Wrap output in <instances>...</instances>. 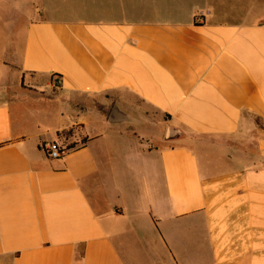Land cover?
Returning a JSON list of instances; mask_svg holds the SVG:
<instances>
[{
	"label": "crops",
	"instance_id": "obj_1",
	"mask_svg": "<svg viewBox=\"0 0 264 264\" xmlns=\"http://www.w3.org/2000/svg\"><path fill=\"white\" fill-rule=\"evenodd\" d=\"M4 1L0 264H264V0Z\"/></svg>",
	"mask_w": 264,
	"mask_h": 264
},
{
	"label": "rangeland",
	"instance_id": "obj_2",
	"mask_svg": "<svg viewBox=\"0 0 264 264\" xmlns=\"http://www.w3.org/2000/svg\"><path fill=\"white\" fill-rule=\"evenodd\" d=\"M14 4V12H13V22L17 24H25L29 19H40L39 17H30L27 15L29 9L31 8H37L38 7V1L37 0H13ZM2 5L4 8H0V23L5 18H8L10 16L9 11L5 9V1H2ZM26 10V11H25ZM2 12V13H1ZM4 12V13H3ZM26 14V15H25ZM4 17V18H1ZM10 19V18H8ZM2 24V23H1ZM0 24V25H1ZM10 34L6 32L0 31V60L3 56V48L5 49L7 36L9 37ZM7 54V55H6ZM3 59V64L0 63V89L8 90L17 88L20 84V74L17 65L14 63H11L9 60V54L5 53ZM1 62V61H0Z\"/></svg>",
	"mask_w": 264,
	"mask_h": 264
},
{
	"label": "built area",
	"instance_id": "obj_3",
	"mask_svg": "<svg viewBox=\"0 0 264 264\" xmlns=\"http://www.w3.org/2000/svg\"><path fill=\"white\" fill-rule=\"evenodd\" d=\"M69 135V132L65 134V137ZM75 148L74 143H68L65 139L62 141H54L49 144L43 145L42 149L45 152V154L51 158V159H59L61 158L65 153L69 152L70 150H73Z\"/></svg>",
	"mask_w": 264,
	"mask_h": 264
},
{
	"label": "water",
	"instance_id": "obj_4",
	"mask_svg": "<svg viewBox=\"0 0 264 264\" xmlns=\"http://www.w3.org/2000/svg\"><path fill=\"white\" fill-rule=\"evenodd\" d=\"M172 136V133L170 130L167 131V137H171Z\"/></svg>",
	"mask_w": 264,
	"mask_h": 264
}]
</instances>
